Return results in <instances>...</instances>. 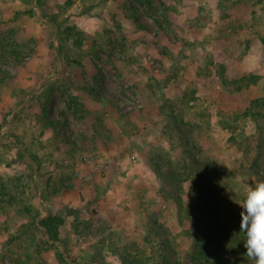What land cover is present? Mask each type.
I'll return each mask as SVG.
<instances>
[{
  "label": "rangeland",
  "instance_id": "rangeland-1",
  "mask_svg": "<svg viewBox=\"0 0 264 264\" xmlns=\"http://www.w3.org/2000/svg\"><path fill=\"white\" fill-rule=\"evenodd\" d=\"M146 1L171 9L165 32L145 0H0V182L15 179L19 198H0V264H120L116 250L142 240L151 217L188 250L152 165L180 154L165 99L185 104L205 155L224 169L242 160L229 139L253 132L243 114L264 95V0ZM247 75L261 80L238 89ZM50 212L64 218L62 244L36 231L39 253L25 226Z\"/></svg>",
  "mask_w": 264,
  "mask_h": 264
},
{
  "label": "trees",
  "instance_id": "trees-1",
  "mask_svg": "<svg viewBox=\"0 0 264 264\" xmlns=\"http://www.w3.org/2000/svg\"><path fill=\"white\" fill-rule=\"evenodd\" d=\"M145 2L150 15L161 16L162 19L157 18L156 21L165 32L174 21L171 9H161L151 1ZM133 17L140 21L135 12ZM258 39L264 51V35L259 34ZM76 43L81 45L82 40L77 39ZM11 54L18 59L21 57L16 50ZM4 78H8L6 73ZM260 80L258 75L244 76L240 80L243 85L238 89L244 85H256ZM184 105L181 100L170 99H165L161 104L160 112L167 121L166 140L174 150H180V154L174 157L168 151H159L152 165L162 194L176 202L177 217L184 224V234L190 241L189 248L183 255L179 254L173 232L159 219L151 217L144 238L121 247L115 253L120 264H252L244 255L243 237L239 233L240 212L234 213L231 206L243 194V185L238 176L253 178L256 182L264 180V95L252 100L243 114L253 120V132L232 135L229 139L242 155V160L229 169H224L199 149L196 143L197 124L184 118ZM11 183L15 189L18 187L12 178L10 182H0V198L8 196L9 202L19 200L15 189L10 187ZM186 184L190 187L189 201L185 199ZM25 209L33 213L29 205ZM63 224L64 218L53 212L43 217L36 215L25 226L24 233L32 235L31 243L37 244L41 253L45 249H41L40 242L36 243V231L45 233L47 240L43 241L46 244H62L60 229ZM57 259L65 263L68 257L59 252ZM37 264L46 263L40 259Z\"/></svg>",
  "mask_w": 264,
  "mask_h": 264
},
{
  "label": "clouds",
  "instance_id": "clouds-1",
  "mask_svg": "<svg viewBox=\"0 0 264 264\" xmlns=\"http://www.w3.org/2000/svg\"><path fill=\"white\" fill-rule=\"evenodd\" d=\"M242 193L238 205L244 255L252 264H264V180L245 185Z\"/></svg>",
  "mask_w": 264,
  "mask_h": 264
}]
</instances>
